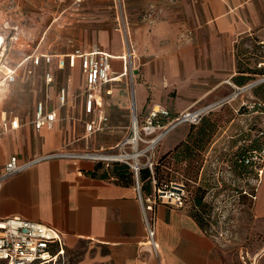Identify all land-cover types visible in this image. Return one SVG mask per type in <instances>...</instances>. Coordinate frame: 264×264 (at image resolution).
<instances>
[{"label": "crops", "instance_id": "0c3cea01", "mask_svg": "<svg viewBox=\"0 0 264 264\" xmlns=\"http://www.w3.org/2000/svg\"><path fill=\"white\" fill-rule=\"evenodd\" d=\"M108 1L82 0L83 7L75 14L81 18L73 20L72 26L76 28V22L105 12ZM121 2L127 43L129 38L134 56L133 76L128 74L124 34L107 23L95 24L93 43L86 41L79 49L98 46L111 55V68L98 96L102 106L91 114L84 110L80 61L67 58L73 50L38 54L65 56L62 69L55 58L50 66L43 61L35 66L33 55L12 68L5 57L4 40L0 50V86H5L0 89V172L10 157L25 164L53 156L26 166L0 184V218L20 216L52 227L62 234L67 249L84 242L98 250L99 257L88 252L79 264H227L216 239L200 228L185 207L155 206L154 251L146 241L133 173L125 184L117 179L114 166L78 155L114 152L129 135L132 116L136 114L142 121L149 109L157 106L167 109L172 117L192 107L220 103L212 111L227 104L235 114L243 105L250 113L258 112L251 111L258 102L253 88L235 93L253 82L249 78L260 76L249 72L264 69L258 67L261 57L258 60L249 52L251 56H247L243 46L247 42L261 54L258 43L264 40V0ZM53 66L57 70L53 71ZM21 68L22 87L32 89L30 108L23 112L16 108V96L12 94ZM47 72L51 73L50 81L45 79ZM9 73L14 82H3ZM243 78L248 79L245 85L239 84ZM61 88L67 90L64 105L58 99ZM38 103L47 111H55L52 128H34ZM90 122L97 126L92 133L86 131ZM189 131L190 125L172 128L160 140L157 154L162 156L174 149ZM252 212L264 218V179L257 188Z\"/></svg>", "mask_w": 264, "mask_h": 264}, {"label": "rangeland", "instance_id": "374dc122", "mask_svg": "<svg viewBox=\"0 0 264 264\" xmlns=\"http://www.w3.org/2000/svg\"><path fill=\"white\" fill-rule=\"evenodd\" d=\"M121 3V0L106 2L105 12L76 22L78 25L74 28L73 20L81 18L75 14L83 7L84 2L75 7L70 0H0V34L5 37V57L12 68H15L29 55L35 57L45 52L66 53L74 48H81L80 44L86 41L93 43L97 29L95 24L103 22L109 24L110 28L117 27V21H121V13H124ZM123 18L125 22L126 18ZM125 43L127 50V42ZM128 45L130 46L129 38ZM243 46L247 50V56L254 53V57L260 59L259 52L252 45L248 46L247 42H244ZM124 54L127 55V51ZM52 69L55 71L57 67L53 66ZM22 72V68L17 70L19 78L15 81L16 85L12 91L13 96H16V108L21 112L30 108L32 94L31 88L22 87ZM128 74L132 75L129 68ZM259 77L262 76L253 79ZM9 82L13 83L14 80ZM4 87L0 86V89ZM75 89L80 90L79 87ZM244 99L249 100L247 97ZM222 116L220 128L212 137L211 144L206 146L195 162L170 161L163 170L165 174H170L171 181L185 184L186 210L201 215L205 233L216 239L222 259L227 264H242L241 254L253 264H264V218L260 219L254 215V201H250L246 195L253 188H258L261 181L255 170L248 167L239 168L234 164L238 154L249 149L255 139L263 142L264 113L224 112ZM227 119L230 120L225 122ZM130 131L131 125L129 134ZM158 144L151 151L154 167L158 165L161 157L157 154ZM145 146L146 144H142L139 148L143 149ZM126 151H133L131 145L126 146ZM119 152L120 150H116L112 153ZM139 160L144 163L146 158L141 156ZM96 161L112 168L115 164L126 165L130 170L129 165L124 162ZM259 162L264 167L263 155L259 157ZM198 167L200 168L196 173ZM154 186L152 184V190ZM196 194L201 198L203 210L194 206ZM88 252L93 257H99L98 250L84 242L74 249L66 248L62 264H79L84 261Z\"/></svg>", "mask_w": 264, "mask_h": 264}, {"label": "built area", "instance_id": "2783aa9c", "mask_svg": "<svg viewBox=\"0 0 264 264\" xmlns=\"http://www.w3.org/2000/svg\"><path fill=\"white\" fill-rule=\"evenodd\" d=\"M82 0H71L72 6L78 7ZM116 30L123 33L125 41L127 42V32L123 15L121 14V21H117ZM264 55V40L260 41ZM128 46V43H127ZM133 51L130 46L127 47V55L125 58L129 62V70L132 73L131 60L133 59ZM56 59L58 68H64L66 65L65 56L54 55H36L32 57L35 66L40 65L43 61L46 66H50L53 59ZM67 58L78 59L83 75V89L81 94L84 96V110L85 113L91 114L96 108H101V103L98 102V96L103 84L109 80V70L111 68V55L106 51L100 49L98 46H93L89 50L74 49ZM264 66V61L258 64V67ZM14 77L11 73L3 80L12 81ZM46 81H50L51 73L45 74ZM3 84V83H2ZM59 104L67 103V90L61 88L59 92ZM209 107L204 108H189L182 113L172 117L170 112L163 107H154L149 109L147 115L142 121H139L136 114L132 116L130 134L125 137L114 148L120 150L119 153H106L126 155L134 152L131 144H128L129 138L132 137L134 129L137 127V146L136 150L142 151L141 156H145L144 163L134 162L133 159H114V161L124 162L129 165L136 180V189L138 197L142 206L143 221L146 230L147 243L156 250V231L154 226V208L158 204H167L175 208H184L187 202V192L185 184L182 182L170 181L161 187H154L152 194L143 196L141 193V186L139 184V173L143 169L149 170L151 175L154 174V159L151 151L160 142V140L174 127L179 124H198L201 118L208 114ZM56 114L54 110L47 111L42 103H38L35 107L33 125L36 130L43 127L52 128L55 121ZM6 127V124H4ZM97 128L96 124L90 122L86 124V131L92 133ZM146 144L145 148L140 149V145ZM131 145L132 152L126 151V146ZM79 154L78 156L87 157L89 154ZM67 156L68 154H57L58 157ZM86 155V156H84ZM264 156V150L260 152H252L243 158V163L248 168L257 172L258 178L262 179L264 174V167L259 162V157ZM53 156V155H52ZM43 156L35 158L25 164H19L16 157H10L4 166V170L0 172V184L8 177L19 173L26 166L34 164L47 157ZM55 157V155H54ZM139 157V158H140ZM92 158V157H87ZM95 159L96 158H92ZM99 160V159H97ZM113 161V160H112ZM257 188H253L248 194L244 192L251 200H256ZM66 245L62 234L56 229L46 226L42 223L24 219L20 216H8L0 218V264H62L65 258ZM242 264H253L248 261L244 255H240Z\"/></svg>", "mask_w": 264, "mask_h": 264}, {"label": "trees", "instance_id": "16d2710c", "mask_svg": "<svg viewBox=\"0 0 264 264\" xmlns=\"http://www.w3.org/2000/svg\"><path fill=\"white\" fill-rule=\"evenodd\" d=\"M259 51L261 53V60L264 61L262 49H259ZM249 73L262 76L264 75V69L257 70V72L252 71ZM249 79L251 81L255 80L253 78ZM246 80L248 81V79L243 78L242 81L239 82V84L245 85L247 82ZM252 93L258 100V102L252 105L251 111L264 113V82L255 86L252 89ZM232 111V108L229 105L225 104L220 109L216 111H210L208 114L204 115L198 124H191L190 131L186 139L175 146L174 149L160 157L158 165L154 167L153 175H151V173L147 169H143L140 171L139 182L141 186V193H144L145 196L150 195L152 193V184H154L156 187H161L165 183L171 181L170 174L167 172L165 174L163 170V168H165L167 163H169L170 161L176 160L177 162L188 163L195 162L196 158L205 150L206 146H209L211 144L212 137L219 130L221 125L220 123L223 118V113H232ZM245 111H249V109L245 105L241 106L238 109V113H243ZM229 120L227 119L225 122ZM262 150H264V140L263 142H260L258 139H255L249 149L243 150L238 154V157L236 158L234 164L239 168H246L247 166L244 165L243 158L254 151L260 152ZM199 168L200 167H198L196 173H198ZM114 174L120 182L125 184L130 182V178L132 176V172H130L128 166L120 164L114 165ZM194 206L202 210L204 208L201 203V198L198 197L197 194L195 196ZM190 215L195 219L200 228L204 230L205 224L202 221L201 215L198 212H190Z\"/></svg>", "mask_w": 264, "mask_h": 264}, {"label": "bare ground", "instance_id": "6f19581e", "mask_svg": "<svg viewBox=\"0 0 264 264\" xmlns=\"http://www.w3.org/2000/svg\"><path fill=\"white\" fill-rule=\"evenodd\" d=\"M5 40V37L3 35L0 34V50L1 47L3 46V42ZM132 129H134V133L132 135V137L129 138L128 144H131L134 152L132 153H127L126 155H116V154H89V157L92 158H96V159H100V160H114V159H133L134 162H139V157L141 155L142 151L136 150V146H137V139H138V134H137V127H135V122H134V126L132 127ZM86 156V155H84ZM87 156V157H88Z\"/></svg>", "mask_w": 264, "mask_h": 264}, {"label": "water", "instance_id": "95a60500", "mask_svg": "<svg viewBox=\"0 0 264 264\" xmlns=\"http://www.w3.org/2000/svg\"><path fill=\"white\" fill-rule=\"evenodd\" d=\"M263 82H264V77H262V78H260V79H257V80H254V81L251 82L250 84H248V85H246V86H244V87H242V88H239L238 91L235 93V95H237V94H239V93H241V92H243V91L250 90V89L254 88L255 86H257V85H259V84H261V83H263ZM220 104H221V103H220ZM220 104H217V105H215V106H211V107H209L208 109H209V110H213L214 108L218 107Z\"/></svg>", "mask_w": 264, "mask_h": 264}]
</instances>
